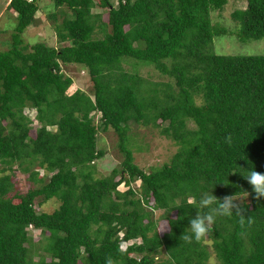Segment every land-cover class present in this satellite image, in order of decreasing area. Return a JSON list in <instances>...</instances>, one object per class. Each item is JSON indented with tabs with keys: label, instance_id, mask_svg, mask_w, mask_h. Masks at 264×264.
Here are the masks:
<instances>
[{
	"label": "trees",
	"instance_id": "1",
	"mask_svg": "<svg viewBox=\"0 0 264 264\" xmlns=\"http://www.w3.org/2000/svg\"><path fill=\"white\" fill-rule=\"evenodd\" d=\"M40 1L11 0L18 21L0 50V264H206L208 241L221 264H264V196L240 173L264 172V54L212 51L229 29L212 12L230 0H53L57 46L23 36ZM232 18L242 40L264 39V0H247ZM130 61L171 82L145 78ZM69 65L88 72L91 92L69 93ZM132 122L179 145L170 162L149 172L135 162ZM109 128L122 160L97 177L107 151L99 134ZM17 170L33 185L26 192L13 193ZM209 188L220 199L248 192L244 216L218 217L206 242H188ZM51 199L60 202L53 212L37 211Z\"/></svg>",
	"mask_w": 264,
	"mask_h": 264
},
{
	"label": "rangeland",
	"instance_id": "2",
	"mask_svg": "<svg viewBox=\"0 0 264 264\" xmlns=\"http://www.w3.org/2000/svg\"><path fill=\"white\" fill-rule=\"evenodd\" d=\"M117 4V0H114ZM11 0H0V50L9 47V41L12 39V33L17 24L16 14L7 10V6ZM40 10L37 13V22L32 24L24 33V38L29 43H36L40 41L47 42L50 45H58V35L55 31L53 21L50 14L56 11L53 0H41L39 2ZM247 6V0H230L222 10H214L212 12L213 22L217 26L229 27L226 34L216 35L212 51L217 54L223 55H244V54H264V39L260 40H242L239 36L238 23L232 18V13L236 9H244ZM61 9L58 10V17L62 18ZM95 12L103 13V20H108V9L98 8ZM66 72L74 78V84L69 89V93H73L76 89L80 88L85 91L91 92L92 83L88 72L78 66L69 65L65 66ZM125 67L130 70H135L150 79L153 82H171L170 78L162 75L151 65H136L133 61L125 63ZM26 114L31 118L36 115V111L26 109ZM33 127L37 128L39 123L34 118ZM96 122L99 124L101 121L99 115H96ZM35 130V129H34ZM35 135V131L33 132ZM130 134L132 136L131 143L134 149L135 162L146 171H151L153 168L160 167L166 162H170L173 154L179 149V145L171 138L161 134L160 130L153 128V126H146L142 123L138 124L132 122ZM118 136L112 128L104 131L100 130L99 134V147L106 149V154L103 158L96 161V176L101 177L108 174L115 166L119 165L122 157L117 147ZM40 176H50L46 174L44 169H40ZM139 181L134 186H139ZM32 185L28 180V175L21 171L16 172L15 175V192H26ZM120 189L126 190V185H121ZM19 201V200H16ZM242 201V198H239ZM60 205L59 200L51 199L44 204L39 205L36 203L38 212H53ZM164 217L163 214L160 218ZM159 231L161 234L169 229L168 222L165 219H159ZM32 233L39 239L40 231L32 230ZM208 249L210 257H214V262L210 261V257L206 264H221L216 255V251L211 241H208ZM162 254L160 257H164Z\"/></svg>",
	"mask_w": 264,
	"mask_h": 264
},
{
	"label": "clouds",
	"instance_id": "3",
	"mask_svg": "<svg viewBox=\"0 0 264 264\" xmlns=\"http://www.w3.org/2000/svg\"><path fill=\"white\" fill-rule=\"evenodd\" d=\"M245 169H247L246 174L244 172L240 173L252 186L257 196H264V172L257 171L254 166ZM211 188L202 192L194 205L199 211L194 218L190 219L187 227L188 233L184 235V239L188 242L205 241L207 234L213 230V225L218 217H230L233 214L244 216L242 214L243 207L238 198L247 197L248 192H237L220 199L211 192ZM238 193L242 194L238 195ZM203 209H207V211ZM210 261L214 262V257H210Z\"/></svg>",
	"mask_w": 264,
	"mask_h": 264
}]
</instances>
